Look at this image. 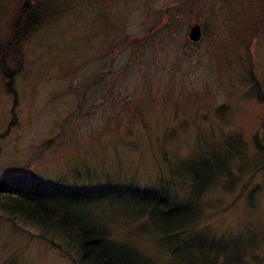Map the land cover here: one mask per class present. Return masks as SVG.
<instances>
[{
	"label": "rangeland",
	"instance_id": "1",
	"mask_svg": "<svg viewBox=\"0 0 264 264\" xmlns=\"http://www.w3.org/2000/svg\"><path fill=\"white\" fill-rule=\"evenodd\" d=\"M25 1L0 0V44ZM39 6L49 21L23 43L15 103L0 83V183L92 193L112 183L156 186L167 179L162 152L169 170L183 173L187 161L199 170L231 145L228 166L238 182L192 203L203 213L200 231L173 255L145 219L123 222L107 202L89 218L156 264H179L177 253L183 261L210 259L221 247L226 261L242 253L246 264L250 253L264 260V172L250 170L258 162L253 137L264 144V0ZM198 170L197 178L207 175ZM167 190L175 199L193 193L174 180ZM70 257L56 235L0 210V264H72Z\"/></svg>",
	"mask_w": 264,
	"mask_h": 264
},
{
	"label": "trees",
	"instance_id": "2",
	"mask_svg": "<svg viewBox=\"0 0 264 264\" xmlns=\"http://www.w3.org/2000/svg\"><path fill=\"white\" fill-rule=\"evenodd\" d=\"M40 4H43V0L23 2L13 18L10 36L0 44V83L3 93L11 97L14 103V76L23 66V43L28 34L36 32L44 26L43 23L47 24L46 20L49 21L46 19L47 16L40 13ZM257 139L256 136L253 137V150L257 153L258 162L250 170L264 172V144L258 143ZM234 153L231 145L224 147V150L212 156L210 161L204 162L199 168L207 175L197 178L195 174L198 165L194 162L187 161L181 167L183 173L169 170L167 157L162 152L161 157L166 166L167 179H159L156 186L112 183L92 193L77 189L65 191L58 187L43 188L3 182L0 183V210L9 215H18L25 221L56 235L64 242V245L72 248L74 256L70 257L72 264H156L155 261L139 255L129 246L111 241L109 229L89 218L92 208L107 202L111 209L119 210V215L124 218L123 222H138L145 219L146 226L150 227L152 234L158 240L162 239L164 246L168 249H166L167 252L173 255L176 249H184L185 240L197 236V232L200 231L197 226L203 213L192 203L196 202L202 193L212 188L218 187L228 192L238 182L237 171L231 173L228 166V163L235 159ZM187 157L181 159L180 164L185 162ZM170 180L189 186V190L193 189L192 196L189 198L187 194V197L182 199L170 196L167 190ZM245 185L247 183H244L242 190ZM251 191H254V187ZM120 195L125 198L118 199ZM120 201L123 208H120ZM209 240L218 239L210 238ZM209 254L210 259L195 261L192 258H186L188 260L183 261L182 256L177 253L176 261L179 264H246L243 261V253L241 257L232 255L226 261L229 252L224 247L216 253ZM258 254L250 253L251 264H261L264 261Z\"/></svg>",
	"mask_w": 264,
	"mask_h": 264
},
{
	"label": "water",
	"instance_id": "3",
	"mask_svg": "<svg viewBox=\"0 0 264 264\" xmlns=\"http://www.w3.org/2000/svg\"><path fill=\"white\" fill-rule=\"evenodd\" d=\"M199 36H200V32L198 26H193L189 29L188 39L190 41L195 42L196 40H198Z\"/></svg>",
	"mask_w": 264,
	"mask_h": 264
}]
</instances>
